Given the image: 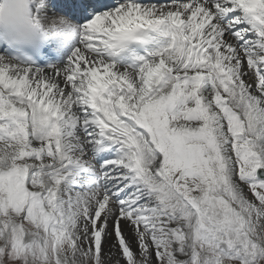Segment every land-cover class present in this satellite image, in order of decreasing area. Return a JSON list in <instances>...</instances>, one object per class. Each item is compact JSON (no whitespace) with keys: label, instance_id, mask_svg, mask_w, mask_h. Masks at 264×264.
Returning <instances> with one entry per match:
<instances>
[{"label":"snow or ice","instance_id":"obj_1","mask_svg":"<svg viewBox=\"0 0 264 264\" xmlns=\"http://www.w3.org/2000/svg\"><path fill=\"white\" fill-rule=\"evenodd\" d=\"M0 264H264V0H0Z\"/></svg>","mask_w":264,"mask_h":264}]
</instances>
